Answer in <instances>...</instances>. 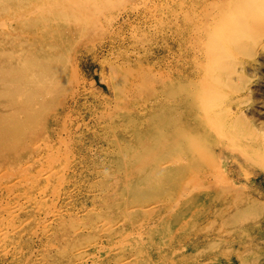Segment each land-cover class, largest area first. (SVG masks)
Returning a JSON list of instances; mask_svg holds the SVG:
<instances>
[{
	"label": "rangeland",
	"instance_id": "1",
	"mask_svg": "<svg viewBox=\"0 0 264 264\" xmlns=\"http://www.w3.org/2000/svg\"><path fill=\"white\" fill-rule=\"evenodd\" d=\"M224 1H128L129 4L126 2L119 8L109 9L99 18L96 14L103 33L100 31L99 36L89 39H85L86 35L74 34L75 28L71 32L60 31L62 24L55 23V19L58 20L55 16L49 17L48 25L46 13L37 14L36 20L33 17L28 24L23 21L0 30V97L6 95L4 91L11 90L3 80L12 78L11 75L14 78L13 70L22 69L25 61L41 65L57 59L62 68L68 66L63 74L67 93L60 88L59 98L53 100L54 103L49 100L37 104L26 100L24 94H15V99L19 100L11 105L0 98V264H264V117L262 121L254 114L252 117V113L238 114L241 119L237 121V93H210L207 102L215 103L220 114H217V122L222 128L220 141L208 131L203 138L209 143L208 153L196 156L197 164L192 170L187 169L189 172L179 170V159L183 155H174L177 144L188 142L191 137L188 134L194 114L191 91L198 92L201 88L204 76L201 72L208 51L205 43L211 41L209 34L205 33V36L197 31L212 10L210 7ZM228 4L226 8H231L235 5L234 0ZM3 8L0 4V12ZM111 22L113 26L109 25ZM65 34L69 38L64 37ZM78 38H82L83 43L77 49L63 47L62 44L67 42L68 46L73 44L76 48ZM20 71L16 75L22 74V79L28 70ZM246 98L252 102L255 96ZM228 111L231 113L227 114ZM167 121L172 124L162 145L167 152L158 151L159 155L152 151L150 156L144 155L146 157L138 153L149 142L155 126L169 123ZM237 125L239 130L235 128ZM246 132H250L249 135ZM245 136L247 140H244ZM229 141L233 143L232 148ZM243 142H247V148ZM185 143H182L183 147L188 148ZM237 143L246 150L237 151ZM167 155L174 158L168 159ZM144 158L150 160L147 161L149 164ZM118 162H122V168ZM142 167L144 170L140 169ZM147 172L153 175L149 176ZM147 181L149 183H145ZM141 185L146 186L144 191ZM192 185L195 186L192 188ZM184 204L187 207H183Z\"/></svg>",
	"mask_w": 264,
	"mask_h": 264
},
{
	"label": "bare ground",
	"instance_id": "2",
	"mask_svg": "<svg viewBox=\"0 0 264 264\" xmlns=\"http://www.w3.org/2000/svg\"><path fill=\"white\" fill-rule=\"evenodd\" d=\"M128 1H132V0H0V4H3L4 8L2 9V11L0 12V14L2 15L0 17V30L3 31L4 29H6V27H12L14 24H17L19 22H23L24 21V24H28L30 22H32V18L34 17L37 18V14H48V17H46L48 20H49V17L50 16H55V18H57L58 20L55 19V23H60L62 24L61 28H60V31L64 30L65 33L67 31L71 32L72 28H75L72 32H74V34H80L82 36H85V39H89L91 37H94V36H99V33L100 31H102V28H100L99 24H98V18L101 16V15H104V13L107 11V10H111L113 9L114 7H120V6H123L124 4H126V2L129 4ZM186 1V0H185ZM189 1V0H188ZM223 1V0H222ZM195 2V1H194ZM204 2V1H203ZM228 2H230V0H225L222 4H213V6L210 7V9H212L211 11H209V13L206 15V18L204 19L205 21L203 23H201V28H199V30L197 31V33H205L206 34H209L211 36V41L205 43V48L208 49L207 52H205L206 56H205V64H203V70L201 73L204 74L203 76V81H202V85H201V88H199L198 92H196L195 90L194 91H191L189 90V92L191 93L192 95V102H193V105H192V108H193V111H194V114L192 115V121H191V128L188 130L189 133L188 134H191V137H190V140L185 141L188 143V148L187 146H185L186 148L183 147L184 143L185 142H180L179 144H177V146L174 148V152H175V156L177 155H183L182 157H180L179 159V170L182 169L183 171L184 170H187V169H191L196 166V156H199V155H205L206 153H208V148L207 146L209 147V143L208 142H205V139L204 138V135L208 134V131H209V134H212L213 135H216L215 137L218 139L219 137V140L218 142L220 141V137L222 136V128H220V124L217 122V105L215 103H209L207 102V98L209 97V94L210 93H237V121L241 119V115H238V114H249V113H252V117H255L258 118V119H262V117H264V0H234V3L235 5L233 4L230 5L232 6L231 8H226V5H229ZM136 3V2H135ZM154 3V2H153ZM159 3V1H158ZM163 3V2H162ZM179 3V2H178ZM199 3V2H198ZM202 3V2H201ZM113 5V6H112ZM151 5V4H150ZM164 5V4H163ZM173 5V4H172ZM221 5V6H220ZM112 6V7H111ZM133 6V5H132ZM150 7V6H149ZM201 7V5H200ZM165 8V7H164ZM162 8V9H164ZM170 8V7H169ZM175 8V7H174ZM185 8V7H184ZM203 8V6H202ZM126 9V7H125ZM153 9V8H152ZM161 9V8H160ZM159 9V10H160ZM199 9V8H197ZM205 9V8H204ZM118 10V9H117ZM149 10V9H148ZM201 10V9H200ZM217 10H220L218 13H216ZM124 11V10H122ZM130 11V10H129ZM162 11V10H161ZM174 11V9H173ZM177 11V10H176ZM164 12V11H163ZM171 12V11H170ZM118 13V12H117ZM121 13V12H120ZM161 13V12H160ZM96 14H97V17L96 18ZM164 14V13H163ZM162 14V15H163ZM99 15V16H98ZM165 15V14H164ZM170 15V13H169ZM40 16V15H39ZM57 16V17H56ZM199 16V14H198ZM202 16V15H201ZM44 17H41V18H44ZM176 17V16H175ZM183 17V15H182ZM204 18V16H202ZM201 18V17H200ZM45 19V18H44ZM51 19V18H50ZM122 19V18H121ZM159 19V18H158ZM202 19V18H201ZM36 20V19H35ZM42 20V19H41ZM47 20V21H48ZM54 20V19H53ZM60 20V21H59ZM174 20V19H173ZM40 21V20H39ZM44 21V20H43ZM157 21V20H156ZM46 22V21H45ZM51 20H49L47 23L48 25L50 24ZM188 22V21H186ZM46 23V24H47ZM107 23V22H106ZM180 23V22H179ZM44 24V23H43ZM53 24V23H52ZM158 24V23H157ZM185 24V23H184ZM111 26H113V22H111V24H109ZM159 25V24H158ZM189 25V24H187ZM200 25V24H199ZM41 26V25H40ZM43 26V25H42ZM41 26V27H42ZM57 26V25H56ZM59 26V25H58ZM57 26V27H58ZM40 27V28H41ZM190 27V26H189ZM53 28V27H52ZM161 28V27H160ZM180 29V27H178ZM191 28V27H190ZM43 29V28H42ZM55 29V28H54ZM109 29V28H108ZM178 29V30H179ZM188 29V28H187ZM7 30V29H6ZM13 30V29H12ZM39 31V30H38ZM59 31V30H58ZM108 31V30H107ZM213 31H214V34H213ZM17 32V31H16ZM16 32H13V33H16ZM19 32V31H18ZM20 33V32H19ZM28 33V32H27ZM40 33V32H39ZM103 33V31H102ZM179 33V32H178ZM184 33V32H183ZM188 33V32H187ZM190 33V31H189ZM63 34V33H62ZM173 34V33H172ZM176 34V33H175ZM192 34V32H191ZM12 35V34H11ZM30 34L28 33V36ZM37 35V34H36ZM60 35V34H59ZM105 35V34H103ZM162 35V33H161ZM190 35V34H189ZM26 36V35H25ZM39 36V35H37ZM173 36V35H172ZM206 36V35H205ZM209 36V37H210ZM64 37H67L66 34ZM176 37V36H175ZM178 37V36H177ZM208 37V35H207ZM30 38V37H29ZM28 38V39H29ZM63 38V37H62ZM69 38V37H67ZM74 38V37H73ZM100 38V37H99ZM184 38V37H183ZM186 38H188L186 36ZM81 39V40H80ZM84 39V40H85ZM180 39V38H179ZM209 39V38H208ZM42 40V39H41ZM51 40V39H50ZM59 40V39H58ZM72 38H71V42H72ZM82 38H78L76 40V48L73 44H70L69 43H63V47L64 48H67V49H77V47H80L81 46V42H82ZM182 40V39H181ZM187 40V39H186ZM86 41V40H85ZM89 41V40H87ZM101 41V40H98V42ZM185 41V39H184ZM207 41V39H206ZM90 42H92L90 40ZM89 42V43H90ZM103 42V41H102ZM183 42V41H182ZM83 43V42H82ZM87 43V42H86ZM88 43V44H89ZM194 43V42H192ZM185 44V43H184ZM93 45V44H92ZM177 45V44H176ZM188 45V44H187ZM191 45V44H190ZM216 46L214 49L211 47V46ZM83 46V45H82ZM193 46V44H192ZM94 47V46H93ZM211 47V48H210ZM21 48V47H20ZM83 48V47H82ZM87 48V47H86ZM89 48V47H88ZM186 48V47H185ZM191 48H194V47H191ZM92 49V47H91ZM90 49V50H91ZM95 49V47H94ZM179 49V48H178ZM181 49V48H180ZM209 49H212V50H209ZM82 50V49H81ZM86 50H89V49H86ZM83 51V50H82ZM184 51V50H183ZM66 52V51H65ZM81 52V51H80ZM91 52V51H90ZM89 52V53H90ZM175 52V51H174ZM178 52V51H176ZM76 53V51H75ZM93 53V52H92ZM186 53V52H185ZM69 54V52H68ZM61 55V54H60ZM59 55V56H60ZM65 55V54H64ZM77 55V53H76ZM178 55V54H177ZM189 55V54H188ZM201 56V55H200ZM176 57V56H175ZM197 57V56H196ZM46 58V57H45ZM62 58V57H61ZM64 58V57H63ZM68 58V57H67ZM194 58V57H193ZM43 59V58H42ZM41 59V60H42ZM70 59V57H69ZM189 59V58H188ZM198 59V58H197ZM184 60V59H183ZM186 60V59H185ZM199 60H201L199 58ZM44 62V59L42 60ZM41 61V62H42ZM71 61V59H70ZM177 61V60H176ZM57 59H50L48 62H44V63H41V65H36L34 62H24L23 63V67L22 69L20 70H28V72L26 73V75L24 76V78L21 79V77H23L22 74H18L16 75V72L18 73H21L20 70H13V73H14V79L13 76L11 75L12 78H9L8 80L5 79L3 80L4 84L9 86V88L11 90H6L4 91L3 93L6 94L4 96H1L0 98L3 97V99L7 100V103L8 104H13V103H17L19 99H15V94L17 95H20L21 94H24L25 96V99L26 100H31L32 102L35 101L37 104H44L46 103L47 101L49 100H52L51 102L54 103L53 100L55 99H58L59 98V90L60 88H62L61 90L64 91V89L66 90L68 86H66V80L63 78V74L64 72L66 71V69L68 68V64L66 65L67 68H65V71H64V68L61 67V65L59 63ZM199 62V61H198ZM108 63V62H107ZM117 63V62H116ZM179 63V62H178ZM181 63V62H180ZM186 63V62H185ZM111 65V63H108ZM125 64V63H124ZM123 64V66H124ZM182 64V63H181ZM113 65V64H112ZM73 66V65H72ZM119 66V65H118ZM121 66V65H120ZM126 66V65H125ZM140 66V65H139ZM142 66V65H141ZM179 66V65H178ZM111 67V66H110ZM130 67V66H128ZM127 67V68H128ZM151 67V66H150ZM172 67V66H171ZM118 68V67H116ZM132 68V67H130ZM138 68V67H136ZM173 68V67H172ZM178 68V67H177ZM106 69V68H104ZM108 69V68H107ZM119 69V68H118ZM129 69V68H128ZM142 69V68H141ZM148 69V68H147ZM152 69H154L152 67ZM198 69V68H197ZM200 69V68H199ZM122 70V68H121ZM127 70V69H126ZM134 70V69H132ZM73 71V70H72ZM107 71V70H106ZM154 71V70H153ZM172 71V70H171ZM170 71V72H171ZM183 71V70H182ZM194 71V70H193ZM200 71V70H199ZM71 72V71H70ZM103 72V71H102ZM112 72V71H111ZM114 72V71H113ZM116 72V71H115ZM114 72V73H115ZM120 72V71H119ZM178 72V71H177ZM176 72V73H177ZM184 72V71H183ZM67 73V72H66ZM127 73V72H125ZM132 73V72H130ZM169 73V72H168ZM175 73V72H174ZM179 73V72H178ZM200 73V74H201ZM104 74V73H103ZM116 74V73H115ZM65 75V74H64ZM121 75V73H120ZM131 75V74H130ZM155 75V74H154ZM167 75V73H166ZM71 76V75H70ZM106 76H108L106 74ZM112 76H114L112 74ZM133 76V75H131ZM135 76V75H134ZM173 76V75H172ZM171 76V77H172ZM102 77V75H101ZM104 77V76H103ZM110 77V76H109ZM149 77V75H148ZM158 77V76H157ZM196 77V76H195ZM69 78V76H68ZM74 78V77H73ZM119 78V77H118ZM128 78V77H127ZM126 78L125 81H128ZM168 78V77H167ZM170 78V77H169ZM198 78V77H197ZM71 79V78H70ZM102 79V78H101ZM106 79V78H105ZM108 80H110L108 77H107ZM175 79V78H174ZM23 81V84L21 83ZM104 80V79H103ZM114 80H116L114 78ZM118 80V79H117ZM173 80V79H172ZM180 80V79H179ZM193 80V79H192ZM191 80V82H192ZM198 80V79H197ZM21 81V82H20ZM124 81V80H123ZM130 81V80H129ZM185 81V80H184ZM237 81V84H235V82ZM68 82V81H67ZM70 82V81H69ZM111 82V81H110ZM174 82V80L172 81ZM179 82V81H178ZM198 82V81H197ZM71 83V82H70ZM106 83V82H105ZM118 83V82H117ZM133 83V81L131 82ZM168 83V82H167ZM171 83V82H170ZM108 84V83H107ZM122 84L124 85L125 82ZM174 84V83H173ZM72 85V84H71ZM135 85V83H134ZM194 86V84H192ZM199 85V84H198ZM118 86V85H117ZM126 86V85H125ZM128 86V85H127ZM157 86V85H156ZM162 86V85H161ZM172 85H170L171 87ZM200 86V85H199ZM122 87V86H121ZM168 87V86H167ZM180 87V86H179ZM124 88V87H123ZM147 88V87H145ZM169 88V87H168ZM184 88H186L184 86ZM111 89V87H110ZM131 89V88H130ZM133 89V88H132ZM191 89V88H190ZM71 90V89H70ZM69 90V91H70ZM129 90V88H128ZM62 91V93H63ZM145 91V90H144ZM187 91V90H186ZM184 91V92H186ZM71 92V91H70ZM136 92V91H135ZM181 92V91H180ZM64 93H67L64 91ZM63 93V94H64ZM129 93V92H128ZM127 93V94H128ZM153 93V92H152ZM160 93V92H159ZM188 93V91H187ZM189 93V94H190ZM195 93H197V95H195ZM60 93V96L63 95ZM125 94V93H124ZM157 94V93H156ZM183 94V93H182ZM181 94V95H182ZM123 95V93H122ZM129 95H132V94H129ZM171 95V94H170ZM174 95V94H173ZM176 95V94H175ZM213 95V94H212ZM210 95V96H212ZM217 95V94H216ZM251 96V95H254L255 96V99H251V101H249V99L246 98V96ZM113 96V95H112ZM146 96V95H145ZM160 96V95H159ZM236 96V95H234ZM65 97V96H63ZM118 97V96H117ZM154 97V96H152ZM66 98V97H65ZM132 98V96H131ZM161 98V97H160ZM176 98V96L174 97ZM231 98V97H230ZM117 99H120V98H117ZM140 99V98H138ZM228 99V98H227ZM226 99V100H227ZM64 100V99H63ZM116 100V98H115ZM122 100V99H120ZM127 100V98H126ZM129 100V99H128ZM133 100V99H132ZM231 100V99H230ZM119 101V100H118ZM117 101V102H118ZM188 101V100H187ZM225 101V100H223ZM50 102V103H51ZM61 102V100H60ZM122 102V101H121ZM123 102H126V101H123ZM134 102V101H133ZM136 102V101H135ZM177 101H175L176 103ZM191 102V103H192ZM220 103H222V101H219ZM236 102V101H235ZM251 102V103H249ZM51 103V104H52ZM119 104L120 101L118 102ZM129 104V102H127ZM141 103V102H140ZM156 103V102H155ZM50 104V106H51ZM65 104V103H64ZM126 104V105H128ZM142 104V103H141ZM145 104V103H144ZM143 104V105H144ZM225 104V103H224ZM233 104V103H232ZM53 105V104H52ZM124 105V104H123ZM146 105V104H145ZM153 105V104H152ZM19 106V105H18ZM46 106V105H45ZM59 106V104H58ZM131 106V105H130ZM229 106V105H228ZM245 106V107H244ZM22 107V106H21ZM117 107V106H116ZM115 107V109H116ZM119 107V106H118ZM117 107V108H118ZM121 107V106H120ZM137 107V106H136ZM142 107V106H141ZM225 107H227L225 105ZM231 107V105H230ZM233 107V106H232ZM231 107V109H232ZM244 107V108H242ZM63 108V107H62ZM124 109L128 108V106L125 108L123 107ZM121 108V109H123ZM191 108V109H192ZM224 108V106H223ZM235 108V107H234ZM114 109V110H115ZM136 109V108H135ZM145 109V108H144ZM151 109V108H150ZM222 109V107H221ZM225 109V108H224ZM109 110V109H108ZM129 110V109H128ZM133 110V109H132ZM185 110V109H184ZM189 110V109H188ZM13 111V110H12ZM56 111V109H55ZM55 111H52V112H55ZM125 111V110H123ZM127 111V110H126ZM131 111V110H130ZM137 111V109H136ZM143 111V109H142ZM147 111V109H146ZM145 111V112H146ZM223 111V112H222ZM221 112L224 113V110H222ZM227 111V110H226ZM235 111V110H234ZM8 112V111H7ZM11 112V111H10ZM57 112V111H56ZM114 113V111H112ZM129 112V111H127ZM126 112V113H127ZM144 112V111H143ZM230 111L227 112V114H229ZM64 113V112H63ZM109 113V112H108ZM111 113V112H110ZM130 113V112H129ZM231 113V112H230ZM233 113V112H232ZM235 113V112H234ZM35 114V113H34ZM116 114V113H115ZM131 114V113H130ZM136 114V113H135ZM225 113V115H227ZM254 114V115H253ZM117 115V114H116ZM145 115V114H144ZM220 116V114H218ZM224 115V116H225ZM48 116V115H47ZM118 116V115H117ZM116 116V117H117ZM249 116V115H248ZM104 117V116H103ZM111 118V116H109ZM113 117V115H112ZM119 117V116H118ZM125 117V116H124ZM145 117V116H143ZM156 118V116H154ZM221 117H223V115L221 114ZM220 117V119H221ZM226 117V116H225ZM251 117V116H249ZM23 118V116H22ZM55 118V117H54ZM58 118V117H56ZM158 118V117H157ZM161 118V116H160ZM164 118V117H163ZM183 118V116H182ZM233 118V117H232ZM247 118V117H245ZM114 119V118H113ZM118 119V118H117ZM126 119V117H125ZM165 119V118H164ZM167 119V117H166ZM111 120V119H110ZM115 120V119H114ZM154 120V119H152ZM158 120V119H157ZM156 120V121H157ZM236 120V119H234ZM151 121V120H150ZM165 121V120H163ZM246 121V120H245ZM153 122V121H152ZM158 122V121H157ZM169 122V121H167ZM222 122V121H221ZM230 122V121H229ZM243 122V118H242V121ZM241 122L239 121V123L241 124ZM46 123V121H45ZM104 123V122H103ZM164 123V122H163ZM162 123V124H163ZM166 123V122H165ZM171 122L167 123V124H163L162 126L161 125H157L155 126L156 130L154 131L153 130V134L151 136H149V142H147L146 146L143 145V148L140 149L141 151H138V153H141L144 155H148L150 156V154L152 153V151H156L157 154L158 151L161 152V153H166V148L162 147V145L164 144V140H165V137H166V134L169 133L170 129L172 128V124L170 125ZM187 123V122H186ZM190 123V121H189ZM228 123V122H227ZM236 123V122H235ZM238 123V122H237ZM247 123V121H246ZM257 123V122H256ZM259 123V121H258ZM264 123V122H263ZM262 123V124H263ZM121 124V123H120ZM176 124V123H175ZM182 124V123H181ZM180 124V125H181ZM188 124V123H187ZM234 124V123H233ZM50 125V124H49ZM131 125V124H130ZM236 125V124H235ZM242 125V124H241ZM240 125V126H241ZM250 125V123L248 124ZM253 125V124H252ZM251 125V126H252ZM112 126V125H111ZM151 126H152V123H151ZM150 126V128H151ZM188 126H190L188 124ZM227 126V125H226ZM229 126V125H228ZM260 126V125H259ZM264 126V124H263ZM113 127V126H112ZM120 127V126H118ZM116 127V128H118ZM136 127V126H135ZM174 127V126H173ZM176 127V126H175ZM185 127V126H184ZM239 127L238 125L235 127L237 128ZM243 127V126H242ZM248 129H249V126H247ZM258 127V126H257ZM47 128V127H46ZM115 128V130H116ZM125 128V127H124ZM138 128V127H137ZM144 128V127H143ZM153 128V127H152ZM241 128V127H240ZM259 128V127H258ZM174 129V128H173ZM224 129V128H223ZM230 129V128H229ZM239 130V128H237ZM242 129V128H241ZM244 129H245V126H244ZM261 129V128H260ZM107 130V129H106ZM114 130V129H113ZM122 130V129H121ZM148 130V129H147ZM146 130V131H147ZM151 130V129H150ZM232 130V128H231ZM48 131V130H47ZM230 131V130H229ZM235 131V130H234ZM243 131V130H241ZM250 131V130H249ZM259 131V130H258ZM258 131H256L258 133ZM264 131V130H263ZM117 132V131H116ZM152 132V131H151ZM171 132H174L171 131ZM233 132V131H232ZM236 132V131H235ZM234 132V133H235ZM251 132V131H250ZM248 132V133H250ZM262 132V131H261ZM108 133V132H107ZM145 133V132H144ZM180 133V132H179ZM247 133V132H246ZM244 134V135H247V134ZM32 134V133H30ZM50 134V133H49ZM109 134V133H108ZM138 136H139V133L137 132ZM136 134V135H137ZM178 134V133H177ZM183 134V133H182ZM237 135V133H235ZM253 134V133H252ZM262 134V133H261ZM113 135V134H112ZM131 135V134H130ZM135 135V133H134ZM141 135V134H140ZM147 135V134H146ZM181 135V133H180ZM185 135V134H184ZM227 135V134H226ZM232 137L236 136L233 134H231ZM239 135H240V132H239ZM243 135V134H241ZM249 135V134H248ZM258 135V134H257ZM48 136V135H47ZM50 136V135H49ZM145 136V135H144ZM148 136V135H147ZM168 136V134H167ZM187 136V135H186ZM225 136V135H224ZM255 136V135H254ZM123 137V136H122ZM206 137V136H205ZM237 137V136H236ZM242 137V136H240ZM247 136L244 137V140L248 139L246 138ZM249 138H251L252 136H248ZM256 137V136H255ZM254 137V138H255ZM261 137V136H260ZM126 138V137H125ZM143 138H146L143 137ZM178 138V137H177ZM235 138V137H234ZM238 138V137H237ZM259 138V137H258ZM257 138V139H258ZM179 139V138H178ZM181 139V138H180ZM229 139V138H228ZM227 139V141H228ZM118 140V139H117ZM122 140V139H121ZM135 140V139H134ZM143 140V139H142ZM173 140V139H172ZM177 140V139H176ZM211 140V139H210ZM222 140V139H221ZM234 140V139H233ZM236 140V139H235ZM242 140V139H240ZM40 141V140H39ZM38 141V142H39ZM124 141V140H123ZM138 141V140H137ZM146 140H144L145 142ZM183 141V139H182ZM212 141V140H211ZM216 141V139H215ZM214 141V143H215ZM261 141V140H260ZM127 142V141H126ZM223 142V141H221ZM37 143V142H36ZM35 143V144H36ZM168 143V142H167ZM183 143V145H182ZM185 143V144H187ZM230 147L231 145L233 144L232 142H230ZM232 143V144H231ZM242 143V142H240ZM245 143V142H243ZM252 144V142H250ZM257 143V142H256ZM38 144V143H37ZM36 144V145H37ZM135 144V143H134ZM165 144H166V141H165ZM216 144V143H215ZM227 144V143H226ZM246 145V148H247V142L245 143ZM249 144V143H248ZM250 144V145H251ZM263 144V143H262ZM35 145V146H36ZM121 145V144H120ZM136 145V144H135ZM218 145V144H217ZM228 145V144H227ZM259 145V144H258ZM134 146V145H133ZM156 146V147H155ZM234 146V145H233ZM252 146V145H251ZM260 146V145H259ZM155 147V148H154ZM219 147V146H218ZM228 147V146H227ZM235 147V150H236V146ZM233 147V148H234ZM261 147V146H260ZM40 148V147H39ZM38 148V149H39ZM212 148V147H211ZM232 148V147H231ZM264 148V147H263ZM33 149V147H32ZM116 149V148H115ZM131 149V147H130ZM184 149V150H183ZM243 151L242 149H245V147H241L238 145L237 143V151ZM255 149V148H253ZM258 149V148H257ZM262 149V147H261ZM127 150V149H126ZM171 150V149H170ZM212 150V149H211ZM214 150V149H213ZM246 150V149H245ZM27 151V150H26ZM137 151V150H136ZM172 151V150H171ZM216 151V149H215ZM214 151V152H215ZM233 151V150H232ZM260 151V150H259ZM258 151V152H259ZM264 151V150H263ZM32 152V151H31ZM129 152V151H128ZM173 152V153H174ZM213 152V151H212ZM222 152V151H221ZM42 153V152H41ZM135 153V152H134ZM261 153V152H260ZM264 153V152H263ZM29 154V153H28ZM32 154V153H31ZM130 154V152H129ZM177 154V155H176ZM216 154V153H215ZM242 154V153H241ZM244 155L246 154H250V153H243ZM242 154V155H243ZM135 155V154H133ZM131 154V156H133ZM160 155V154H159ZM158 155V156H159ZM126 156V155H125ZM124 156V157H125ZM144 156V157H146ZM168 156V155H167ZM256 156V154L254 155ZM259 156V154H258ZM261 156V155H260ZM40 157V156H39ZM136 157H139V156H136ZM136 157H133V158H136ZM173 156H168V159L171 158ZM178 157V156H177ZM246 157V156H245ZM257 157V156H256ZM264 157V156H263ZM260 160H262V158ZM154 158V156H153ZM174 158V157H173ZM253 158V157H251ZM249 158V159H251ZM119 159V158H117ZM122 159V158H121ZM129 159H131V157H129ZM137 159V158H136ZM140 159V158H139ZM146 161H145V160ZM142 160H144V162L146 163L148 160L146 158H144ZM156 159V158H155ZM218 159V157H217ZM259 159V157H258ZM264 159V158H263ZM33 160V159H32ZM37 160V159H36ZM116 160V158H115ZM120 160V159H119ZM154 160L152 159L151 157V161ZM165 160V159H163ZM183 160V161H182ZM207 160V158H206ZM205 160V161H206ZM256 160V159H255ZM260 160H258V162H260ZM118 161V160H116ZM121 161V160H120ZM126 161V160H125ZM128 161V160H127ZM177 161V160H176ZM257 161V160H256ZM131 162V161H130ZM133 162V161H132ZM150 162V160H149ZM153 162V161H152ZM162 162V161H161ZM173 162V161H172ZM254 162V161H252ZM264 162V161H263ZM116 163V162H115ZM119 163V162H118ZM127 163V162H126ZM125 163V164H126ZM139 163L140 165L141 164H144L142 162H137ZM156 163V162H155ZM154 163V164H155ZM164 163V162H163ZM169 163V161H168ZM176 163V162H175ZM207 163V162H206ZM249 163V162H248ZM256 163V162H255ZM121 163H119V166H120ZM132 164V163H131ZM135 164V163H134ZM147 164H149L147 162ZM159 163H157L158 165ZM171 164V163H170ZM208 164V163H207ZM214 165V163H212ZM254 164V163H253ZM115 165V164H114ZM146 165V164H145ZM145 165L143 167H145ZM165 165V164H164ZM175 165V164H174ZM178 165V164H177ZM261 165V164H260ZM263 165V164H262ZM124 166V164L122 165ZM128 166V165H127ZM137 167V165H135ZM253 166V165H252ZM264 166V165H263ZM262 166V167H263ZM23 167V166H22ZM121 167V166H120ZM119 167V168H120ZM133 167V166H132ZM135 167V168H136ZM141 167V166H139ZM140 168L141 170H144V168ZM148 166H146L147 168ZM153 167V166H152ZM158 167V166H156ZM207 167V165H206ZM213 166H211L212 168ZM122 168V167H121ZM120 168V169H121ZM130 168V167H129ZM134 168V169H135ZM145 168V170H146ZM151 168V167H150ZM160 168V167H159ZM162 168V167H161ZM160 168V169H161ZM177 168V167H176ZM205 168V167H204ZM255 168V167H254ZM126 169H128L126 167ZM133 169V168H132ZM137 169V168H136ZM135 169V170H136ZM139 169V170H140ZM257 169V168H256ZM138 170V171H139ZM155 170V168H154ZM153 170V171H154ZM158 170V169H156ZM203 170V169H202ZM123 171V170H122ZM120 171V172H122ZM128 171V170H127ZM131 171V170H130ZM151 171V170H150ZM152 171V172H153ZM188 171V170H187ZM186 171V172H187ZM30 172V171H29ZM124 172V171H123ZM129 172V171H128ZM133 172V170H132ZM140 172V171H139ZM150 172V173H152ZM157 171H155L156 173ZM181 172V171H180ZM189 172V171H188ZM200 172V171H199ZM144 173V172H143ZM148 173V172H147ZM154 173V174H155ZM165 173V172H164ZM179 173V172H178ZM31 174V173H30ZM127 175V172L125 173ZM124 174V175H125ZM132 174V173H131ZM141 174V173H140ZM184 174V172H183ZM187 174V173H186ZM192 174V173H191ZM198 173H196L195 175H197ZM201 174V172L199 173ZM198 174V175H199ZM146 175V174H145ZM144 175V177H145ZM149 175V173H148ZM153 174H150L149 176H151ZM177 175V174H176ZM189 175V174H188ZM30 176V175H29ZM129 176V175H128ZM128 176H125L128 177ZM179 176V175H178ZM182 176V175H181ZM200 176V175H199ZM215 176V175H214ZM27 177V176H26ZM153 177V176H152ZM161 177V176H160ZM184 177V176H183ZM187 177V176H185ZM194 177V176H193ZM116 178V177H115ZM130 178V177H129ZM129 178L127 180H129ZM147 178V176L145 177ZM155 178V177H154ZM157 178V177H156ZM155 178V179H156ZM159 178V177H158ZM164 178V177H163ZM162 178V180H163ZM177 178H180V177H177ZM192 178V177H190ZM199 178V177H198ZM196 178V179H198ZM133 179V177H132ZM137 179V178H135ZM143 179V177H142ZM151 179V178H150ZM165 179V178H164ZM184 179H187V178H183ZM195 179V178H194ZM201 179V178H200ZM144 180V179H143ZM149 180V179H148ZM154 180V179H152ZM160 180V179H159ZM167 180V179H166ZM173 180V179H172ZM175 180V179H174ZM189 181L191 179H188ZM187 180V181H188ZM193 180V178H192ZM199 180V179H198ZM197 180V181H198ZM139 181V179H138ZM182 181V180H181ZM196 181V180H195ZM195 181L194 184H195ZM196 181V182H197ZM132 182V180H131ZM130 182V183H131ZM150 182V180H149ZM148 181L145 182V183H149ZM156 182V180H155ZM163 182V181H162ZM162 182H161V186H162ZM166 182V181H165ZM186 182V181H185ZM118 183V182H117ZM125 183V182H123ZM127 183V182H126ZM170 183V182H169ZM173 183V182H172ZM179 183V182H178ZM177 183V184H178ZM182 183V182H181ZM184 183V181H183ZM189 183V182H188ZM198 183H200V180L198 181ZM128 184H129V181H128ZM136 184V183H135ZM151 184V183H150ZM156 184V183H155ZM154 184V185H155ZM192 184V182H191ZM126 185V184H125ZM130 185V184H129ZM146 185V184H145ZM148 185V184H147ZM189 185V184H187ZM197 185V184H196ZM117 186V185H116ZM136 186V185H134ZM142 186V185H141ZM152 186V185H151ZM159 186V187H161ZM166 186V185H165ZM168 186V185H167ZM182 186V185H181ZM181 186L179 185V187L181 188ZM193 186L195 185H192V188ZM201 186V185H199ZM198 186V188H199ZM127 187V186H126ZM125 187V188H126ZM140 187V186H139ZM143 188V191H144V186H142ZM164 187V186H163ZM129 188V187H128ZM134 188V187H133ZM147 188H151V187H147ZM187 188V187H185ZM190 188V186H189ZM179 189V188H178ZM177 189V190H178ZM110 190V189H109ZM126 190V189H125ZM133 190V189H131ZM136 190V189H135ZM140 190V189H138ZM148 190V189H147ZM161 188H160V193H161ZM167 190V189H166ZM176 190V192H177ZM184 190V189H183ZM182 190V192H183ZM186 190V189H185ZM188 190V188H187ZM197 190V189H196ZM195 190V191H196ZM115 191V190H114ZM137 191V190H136ZM170 191V189L168 190ZM180 191V190H179ZM198 191V190H197ZM111 192V191H110ZM135 192V191H133ZM159 192V191H158ZM156 192V193H158ZM172 192V191H171ZM170 192V194H171ZM181 192V193H182ZM113 193V192H112ZM131 193V191H130ZM137 193V192H136ZM136 193H133L136 195ZM140 193V192H139ZM142 194H144L143 192H141ZM140 193V194H141ZM147 193V192H146ZM146 193L144 195H146ZM148 193H149V190H148ZM191 193H193L191 191ZM118 194V193H117ZM139 194V195H140ZM155 194V193H154ZM177 194V193H176ZM179 194V193H178ZM185 194V193H184ZM194 194V193H193ZM103 195V194H102ZM157 195V194H155ZM101 196V195H100ZM99 196V197H100ZM126 196V195H125ZM142 196V195H141ZM168 196V195H167ZM173 196V195H172ZM178 196V195H177ZM191 196V195H190ZM189 196V197H190ZM98 197V196H97ZM166 197V196H165ZM164 197V198H165ZM183 197V196H182ZM185 197V196H184ZM188 197V196H187ZM98 199V198H96ZM126 199V198H125ZM129 199V198H128ZM172 199V198H171ZM179 199V198H178ZM183 199V198H182ZM113 200V199H112ZM116 200V199H115ZM191 200V199H190ZM172 201V200H171ZM170 202V201H169ZM177 202V201H176ZM189 202V201H188ZM115 203V202H114ZM128 203V201H127ZM160 203V201L158 202ZM168 203V202H167ZM153 204V203H152ZM162 204V203H161ZM164 204V203H163ZM177 204V203H176ZM186 204V203H185ZM182 205L183 207H187L186 205ZM166 205V204H165ZM181 205V204H180ZM140 206V205H139ZM151 206V205H150ZM181 206V208H182ZM142 207V206H141ZM174 207H177V206H174ZM191 207V206H190ZM165 208V207H164ZM163 208V209H164ZM173 207H171V210H172ZM134 209V208H132ZM131 209V210H132ZM187 209V208H186ZM191 209V208H190ZM131 210H129L131 212ZM136 210V209H135ZM165 210V209H164ZM174 210V209H173ZM118 211V210H117ZM128 211V213H129ZM141 211V210H140ZM144 212V210H142ZM151 211V210H150ZM158 211V210H157ZM184 211V210H182ZM121 212V211H120ZM127 212V210H126ZM167 212V211H166ZM170 212V211H169ZM192 212V210H191ZM118 213V212H117ZM168 213V212H167ZM172 213V211H171ZM170 213V214H171ZM177 213V212H176ZM182 213V212H181ZM190 213V212H189ZM125 214V213H123ZM127 214V213H126ZM139 214V213H137ZM161 214V213H160ZM164 214V213H163ZM197 214V213H196ZM195 214V215H196ZM199 214V213H198ZM100 215V214H99ZM157 215V213H156ZM166 215V214H165ZM164 215V216H165ZM143 216V215H142ZM146 216V215H145ZM167 216V215H166ZM176 216V215H175ZM194 216V215H193ZM126 217V216H125ZM128 217V216H127ZM131 217V215H130ZM129 217V218H130ZM136 217V216H135ZM155 217V216H154ZM163 217V216H162ZM178 217V216H177ZM134 218V217H133ZM173 218V217H172ZM175 218V217H174ZM103 219V218H102ZM112 219V218H111ZM126 219V218H125ZM135 219V218H134ZM141 219V218H139ZM153 219V218H152ZM162 219V218H161ZM124 220V219H123ZM122 220V221H123ZM151 220V219H150ZM170 220V219H169ZM173 220V219H172ZM177 220H180L177 218ZM176 220V221H177ZM247 220V219H246ZM106 221V219H105ZM131 221V220H130ZM128 222V221H126ZM153 222V221H152ZM151 222V223H152ZM105 223V222H104ZM111 223V221H110ZM157 223V222H156ZM179 223V222H178ZM114 225V223H112ZM111 224V225H112ZM130 224V223H129ZM159 224V223H158ZM109 225V224H108ZM145 225V224H144ZM153 225V224H152ZM110 226V225H109ZM108 226V227H109ZM132 226V225H131ZM134 226V224H133ZM146 226V225H145ZM106 227V226H105ZM112 227V226H111ZM135 227V226H134ZM133 227V229H134ZM140 227V226H139ZM162 227V226H161ZM107 228V227H106ZM114 228V227H113ZM153 228V227H152ZM138 229V228H137ZM144 229V228H142ZM149 229V228H148ZM151 229V228H150ZM155 229V228H154ZM126 230V229H125ZM132 230V229H131ZM135 230V229H134ZM124 231V230H123ZM129 231V230H128ZM142 231V230H141ZM150 231V230H148ZM107 232V231H105ZM112 233V232H111ZM128 233V232H127ZM126 233V234H127ZM132 233V232H131ZM149 233V232H148ZM152 233V232H151ZM154 233V232H153ZM122 234V233H121ZM123 235V234H122ZM129 235V234H128ZM146 235V234H145ZM144 235V236H145ZM150 235V234H149ZM154 235V234H153ZM161 236V235H160ZM131 237V236H130ZM148 237V236H147ZM150 237V236H149ZM162 237V236H161ZM158 238V237H157ZM149 239V238H148ZM151 240V239H150ZM152 241V240H151ZM157 242V240H156ZM134 243V242H133ZM168 243V242H167ZM138 244V243H137ZM154 244V242H153ZM157 244V243H156ZM154 244V245H156ZM130 245H132L130 243ZM129 245V246H130ZM144 246V245H143ZM142 246V247H143ZM150 246V245H149ZM148 246V247H149ZM132 247V246H131ZM130 247V248H131ZM147 247V246H146ZM141 250V248H140ZM139 251V250H138Z\"/></svg>",
	"mask_w": 264,
	"mask_h": 264
}]
</instances>
